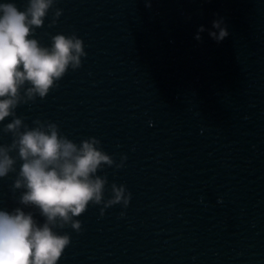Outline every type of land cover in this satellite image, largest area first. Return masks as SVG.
I'll return each instance as SVG.
<instances>
[{"label": "clouds", "instance_id": "obj_1", "mask_svg": "<svg viewBox=\"0 0 264 264\" xmlns=\"http://www.w3.org/2000/svg\"><path fill=\"white\" fill-rule=\"evenodd\" d=\"M53 0H29L21 11L15 3H0V122L14 114L21 101L20 90L27 83L29 99L44 98L66 72L69 65L80 66L84 55L82 41L75 36L57 34L50 48L42 47L30 38L34 28L44 23ZM59 15V13H57ZM219 34L210 35L219 41L228 35L219 21H213ZM203 31V28H200ZM199 39V36H197ZM37 123H39L37 121ZM21 119L6 125V131L17 134ZM99 141L84 140L78 147L59 135L56 124H48L18 133L11 145L18 149L23 163L15 188H25L20 197L24 205H32L45 218L41 226L33 216L17 208L13 212L0 210V264H57L69 245L68 235H59L52 226L72 222L80 230V222L72 220L86 211L90 203L102 201L105 179L95 177L101 164H112L111 158L98 150ZM10 148L0 146V178L14 171L15 159ZM110 204L123 201L127 207L131 194L124 195V186H113Z\"/></svg>", "mask_w": 264, "mask_h": 264}]
</instances>
